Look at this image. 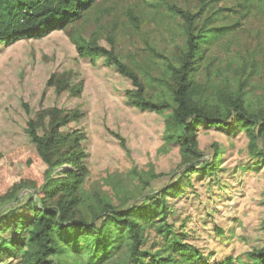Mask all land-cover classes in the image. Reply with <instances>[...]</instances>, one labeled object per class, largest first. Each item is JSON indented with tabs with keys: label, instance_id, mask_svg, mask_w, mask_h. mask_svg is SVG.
I'll return each instance as SVG.
<instances>
[{
	"label": "rangeland",
	"instance_id": "rangeland-1",
	"mask_svg": "<svg viewBox=\"0 0 264 264\" xmlns=\"http://www.w3.org/2000/svg\"><path fill=\"white\" fill-rule=\"evenodd\" d=\"M168 5L191 13L201 10L199 0H99L64 31L0 45V155L10 163L36 155L25 133L26 122L46 124L52 109L78 112L62 130L82 136L87 176L81 191L120 207L166 188L185 167L200 168L217 146L219 170L212 176L197 171L187 181L179 180V194L167 198V223L192 247L194 264H253L250 255L263 244L264 164L259 155L248 153L247 135L236 127L201 126L197 152L202 157L182 166L184 158L168 138L169 111L134 107L129 80L102 58L90 62L79 57L73 44L80 36L105 49L112 46L138 75L148 100H169L167 65L174 62L184 34L182 21L167 12ZM205 19L207 27L229 30L211 39L194 72L195 82L206 89L202 101H213L212 91L227 86L232 95L242 90L248 111H263L264 0H206L199 27ZM138 178L146 186H139ZM24 179L38 183L40 176L29 169ZM28 193L22 191L18 199L24 201ZM17 204H0V213ZM147 228L149 245L158 240L157 228ZM125 250L120 242L102 264H124ZM0 264L18 263L3 256ZM78 264H84L83 258Z\"/></svg>",
	"mask_w": 264,
	"mask_h": 264
},
{
	"label": "trees",
	"instance_id": "trees-1",
	"mask_svg": "<svg viewBox=\"0 0 264 264\" xmlns=\"http://www.w3.org/2000/svg\"><path fill=\"white\" fill-rule=\"evenodd\" d=\"M98 1L0 0V45L39 40L52 32L64 31ZM199 4L201 10L196 13L166 6L169 14L182 21L184 34L174 62L167 65L169 100H148L138 75L118 58L112 46L105 49L80 36L73 39V44L79 57L90 62L102 58L129 80L134 88L129 96L134 107L153 113L169 111L168 138L178 146L184 158L182 166L202 157L197 152L201 126L227 130L236 127L243 131L248 138V153L259 155L264 164V110L248 111L241 99L242 90L232 95L227 86L212 91L213 101H202L206 89L195 82L194 72L211 39L229 29L207 27V19L199 27L206 0H199ZM77 118L78 112L63 114L52 109L47 112L46 124L37 121L41 134L37 132L38 123L28 120L25 133L36 155H25L12 163L0 155V187L5 190L0 204L18 202L0 213V262L7 256L18 264H78L80 258L84 264H102L122 242L126 245L124 264H194L192 247L181 241L167 223V198L179 194L181 178L186 180L197 171L212 176L219 170L221 154L217 146H213L211 158L200 168L185 167L177 181L166 188L144 195L135 204L118 207L81 191L87 176L82 136L62 130ZM62 167L65 169L60 170ZM29 169L40 176L38 183L24 179V172ZM137 181L139 186H146L145 180ZM24 190L29 193L23 201L18 196ZM148 226L157 228L158 237L149 245ZM261 231L262 247L250 255L253 264H264V212ZM213 264L233 263L226 260Z\"/></svg>",
	"mask_w": 264,
	"mask_h": 264
}]
</instances>
